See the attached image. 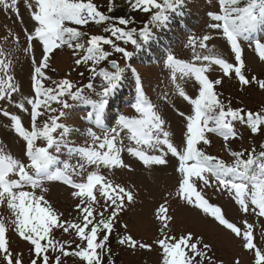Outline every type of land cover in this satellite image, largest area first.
<instances>
[{
	"label": "rangeland",
	"instance_id": "1",
	"mask_svg": "<svg viewBox=\"0 0 264 264\" xmlns=\"http://www.w3.org/2000/svg\"><path fill=\"white\" fill-rule=\"evenodd\" d=\"M83 2H88V0H83ZM111 2L112 8H117V10L124 8V11L120 13H127L125 17L127 18L128 16L132 21L127 26L129 29L143 28L157 11L155 8H151L148 12L141 10L135 12L132 10V15L129 16L130 8L125 9L127 0H91V3L97 6L100 5V9H102L101 11L104 15L108 12V6ZM8 4L11 5V0H8ZM28 5H31V7ZM15 7L18 12L14 11L11 7L5 8L3 4H0V51L3 52V55H0V60L8 65L6 69L0 68V79L15 85L18 89V91L12 93L11 97L5 96L0 99V149H3L4 154H10L13 158L28 165L30 161L25 155L26 145L23 148L25 140L18 136L12 128L10 116H5L3 112L7 111L10 114L18 116L22 126L28 131L32 130L33 122L30 126L31 121H29L31 105L27 103L25 98H36L32 78L34 67L39 65L43 57V45L34 36L31 41L28 39V36L33 34L35 27L38 26L32 19V13L36 10L35 0H16ZM179 9L183 10L182 13L192 27L190 30H185V32L180 34L174 44L168 46V50L172 52V55L176 58L178 56L182 60L196 63L197 66H207L208 70L205 74L212 81L216 79L221 80V84L214 86H218L220 100L224 102L226 108L228 106L233 109L240 108L247 113L248 111L254 112L255 109L264 106V89H261L258 83L252 81L244 85L240 83L234 69L230 70L228 75H225L219 65L210 64L207 61L200 62L193 60V47L189 38H196V52L201 53L204 50L198 47V41L203 36L208 35L210 37V40L207 41L208 46L210 48L214 47L227 62L234 65L236 63L234 53L223 36L222 30L209 27L210 24L216 23V21L212 20L208 13L222 14L219 0H185V4L182 3ZM168 13L170 12H166L165 14ZM169 22L170 24H175L174 19H171ZM66 23L71 27L75 25L71 22ZM105 23L108 22H102L94 26L88 23L86 25L88 27H79L77 30L84 33L81 39L83 37L89 38L95 32H98V29L103 27ZM152 27L154 28L152 32L159 29L155 26ZM171 28V26H168L166 30L171 31ZM164 32L165 30L162 31V33ZM106 35H110V32L106 33ZM160 38L157 37L158 40ZM113 39L114 43L118 46L125 47L128 51L133 52L135 63L140 65V67L132 64L131 60L129 61V58H124L121 53L115 52L111 45H105V50L110 55L98 67L105 68L107 62L115 60L120 64L121 68L126 69L123 74V80L119 85L122 88L120 100L114 101L116 104L111 107L114 110L111 111V116L108 117L110 126L106 130H94L90 126L89 120L85 117L83 113L84 108L80 105L79 101V103L75 102L73 105L72 102L70 109H64L60 103L50 101V107L57 109V111L54 113L49 112L42 106L39 109L41 115L37 117L36 121L37 127L40 128L46 121H49L50 116H58L60 111H64L66 115L61 117L58 122L67 125L70 129H75L61 142L59 153H57L56 148L49 149L50 153L57 157L56 161L50 165L51 172L54 173L58 167L63 168L64 162H68L72 166L68 169V174L76 183L86 182L87 175L95 171L104 177L106 182H110L113 186L119 185L124 187L133 193V201L128 202L125 198L124 206L116 217L113 229L109 235L107 248L110 249L108 254L113 260H109L108 264H163V249L156 241L166 235L179 238L187 232H192L195 236L203 237L204 242L211 245L208 255L212 257L215 264H236L237 260L239 264H255V249H245L242 238L237 237L202 209L188 204L185 200L179 198V182L182 179V174L178 171L179 159L168 153L166 146H160L167 153L165 156L166 164L145 165L138 157L131 154L128 149L139 147L147 155H160V150L143 144L137 146L134 140L129 139V131L120 128L118 129L120 137L115 143L116 147L121 149L119 155L123 161V167H109L103 163L99 165L87 164L78 153L69 151L70 148L92 147L103 153L107 151V148H99V143L102 142L105 132L116 128L121 116L138 118L139 114L133 107L137 96V74L146 98L152 101L158 108V114L164 120V130L169 132L171 142L177 147L178 151H182L185 145L187 117L193 114V106L188 100L184 101L182 96L180 98L177 90L178 87L182 88L189 97L196 98L199 92V84L194 76L191 74L183 75L179 71H176L175 80H173V70L166 65V59L161 57L162 54L159 50L161 45L157 42V39H155L156 43H152L154 50H149L158 55L154 56L156 62L153 56L148 59L150 56L148 50L138 53L133 45L130 46L123 41ZM256 40L264 43V26H261L256 32L252 33L250 38H238V43L242 50V74L250 81L253 76L256 77L257 81L264 80V60L259 57L256 50ZM75 43L76 41H73V44ZM144 55L148 58H143ZM76 57L78 55L74 56L73 49L69 48L67 44L54 49L49 54L47 67L42 69L45 73V77L42 78V84L44 83L45 85L43 86L45 88H55L54 81L59 82L64 76H76L81 89L85 90L83 92L84 96L90 100H98V93L102 91V78L92 76V73L89 71L91 62L86 67H82L81 70V67L74 64ZM132 68L136 70L135 74L130 70ZM67 71L69 72L66 73ZM89 82L93 84V89L86 87ZM68 98V96H64L61 99L67 101ZM40 99L43 100L44 97L41 96ZM21 102L24 103L26 110H21L17 107V104ZM233 127L236 130L237 136L235 138L230 137L228 141H225L219 133H207L206 136L210 139V145H205L204 151L211 156L218 155L226 161H224L225 163L232 164L229 149L231 151L247 152L255 148L257 153L264 150L260 147L264 143V133H262L264 131L256 134L251 133L247 125L246 116L243 121H233ZM88 129L95 132L101 140L94 143L92 137L87 134L86 130ZM62 131V129H57L53 133V136L59 140ZM35 144L38 147H47L46 140L41 137L36 139ZM217 145L222 146L223 149L217 148ZM81 164L84 165L82 169L76 167ZM77 172H79V175L76 174ZM9 178L18 179L14 174H10ZM208 178L213 181L210 186H204L198 179L195 181L197 190L202 192L209 203L220 207L224 217L229 222L240 227L242 231L246 227L245 221L248 225H251L254 243L257 248L264 250V216L258 215V209L253 211L255 206L251 204L250 199L247 201L248 211L244 212L236 202L234 191L230 192L222 188L215 178L211 176ZM225 179L236 180L232 176H227ZM42 189L44 190L42 191L41 188L33 189L31 185H25L20 190L34 192L38 197L43 196L44 200L57 212L61 220L68 219L71 222L82 220V214L76 207L80 203V198L72 195L76 189L65 183L62 179H45L42 182ZM249 190H251V185H249ZM109 192L114 195L111 189H109ZM94 195H96L98 203H94L93 207L96 211L103 209L106 212L104 216H109L112 205L110 201L106 202L100 195L99 185L94 189ZM161 204H164L168 208V214L172 217L169 227L164 231L161 230L162 224L156 217V210ZM105 207H107L110 213L105 211ZM0 218L3 219L5 224V236L9 251L19 256L23 264H30L31 259L35 258V253L31 251L33 246L30 242L20 237L15 230V224L13 223L15 215L13 210L8 207L7 199L0 202ZM125 225L127 226L126 228L124 227ZM58 235L64 240L65 249L69 252L78 250L77 245L86 247V242L81 241L75 235L73 229H69V232L65 233L63 228H59ZM124 235H131L137 241V245L144 243L150 245V248L130 247L127 244L122 245L118 241ZM58 253L61 254L59 251ZM2 257L3 253H0V264H6ZM61 264H87V262L79 257L72 255L63 256L62 254Z\"/></svg>",
	"mask_w": 264,
	"mask_h": 264
},
{
	"label": "snow or ice",
	"instance_id": "2",
	"mask_svg": "<svg viewBox=\"0 0 264 264\" xmlns=\"http://www.w3.org/2000/svg\"><path fill=\"white\" fill-rule=\"evenodd\" d=\"M129 3L134 10L148 12L151 8H155L157 11L143 28L129 29L127 26L132 23L130 19L116 18L119 25L124 26L118 27L116 23H111L113 18L98 11L91 0H88V2H83V0H35L36 10L32 13V19L38 26L35 27L34 33L28 36V39L31 41L34 36L42 42L43 57L39 65L34 67L32 78L36 98H25L27 103L31 105L32 130H26L18 116L7 111L3 112L5 116H10L12 128L25 140L26 156L30 163L25 165L10 154H4L3 149H0V202L7 199V205L15 215L13 221L15 230L20 237L33 246L31 251L35 253V258L31 259L30 264H50L49 250L59 251L63 256L72 255L82 258L87 264H102L103 254L110 252V249L107 248V241L116 217L124 206L125 198L128 202L134 199L131 191L119 185L113 186L95 171L87 175L86 182H74L68 174V169L72 167L68 162H64L63 168L58 167L54 173L51 172L50 165L56 161L57 157L53 156L49 149L55 146L57 153H59L61 142L75 129H70L67 125L58 122L61 117L66 115L64 111H60L58 116H50V122L46 121L40 128L36 124L37 117L41 115L39 109L42 106L49 112L54 113L57 111V109L50 107V101L60 103L64 109L71 107L66 100L61 99L68 96L74 101L81 100L92 105L95 111V123L102 126V113L108 104V97L119 87L126 71L115 60L109 62L112 71L98 67L110 55L103 45H111L115 52L121 53L126 59L133 56L132 51L118 46L112 39L103 35H91L86 44L81 43L80 39L84 33L75 27L66 26V22L75 25H86L90 21L97 24L108 22L109 27L104 28V32H110L112 37L123 41L125 44L131 43L134 49H142L153 38L154 34L151 27L162 28L166 26L170 17L165 13L174 12L179 14L178 10L182 6L183 0H164L163 4L157 3V0H129ZM219 3L222 14L208 13L209 17L216 21V23L210 24L209 27L222 30L223 36L234 53L236 63L234 65L227 62L214 47L210 48L207 44V41L210 40L208 35L203 36L198 41V47L204 50L201 53L196 52V38H189L193 47V60L207 61L210 64L219 65L225 75H228L230 70L234 69L240 83L247 85L255 81L261 89H264V80L257 81L256 77L253 76L250 81L242 74V50L238 43V38H250L252 33L264 26V0H219ZM241 3H244L245 6H239ZM0 4H3L5 8L11 7L18 12L15 7L16 0H11V5L8 4V0H0ZM28 6L31 7V5ZM111 10L110 6L109 11ZM73 41H76V43L73 44ZM64 44L73 49L74 56L78 51H83L84 54L75 59V65L79 66L82 63L87 65L90 61L89 71L92 76L102 78V91L98 93V100L93 101L85 97L81 88L73 90L74 85L68 79L59 82L54 81L55 88H45L43 86L42 78L45 77V73L42 69L47 67L49 54ZM255 46L259 57L264 60V43L256 40ZM0 55H3L2 51H0ZM165 63L173 70V80H175V72L179 71L183 75L191 74L199 84V92L194 99L178 87L179 95L188 100L193 106V114L187 117L185 145L182 151H178L170 140L169 132L164 130V120L155 110V106L146 98L138 74L137 96L133 105L135 111L139 114L138 118L121 116L118 126L106 131L102 142L99 143V148H107V151L103 153L92 147L70 148L69 151L78 153L87 164L99 165L103 163L109 167H123V161L119 155L121 149L116 147L115 143L120 137V131L118 130L120 128L127 129L130 132L129 139L134 140L137 146L143 144L160 150V155H147L139 147L128 149L145 165L166 164L165 156L167 153L164 152L163 148H160L161 145L166 146L167 152L179 159L178 171L182 174V179L179 182V198L202 209L237 237L242 238L245 249H255V264H264V250L257 248L254 243L251 225H248L245 221L246 227L242 231L236 224L229 222L222 214V209L209 203L202 192L197 190L195 184L198 179L204 186H210L213 181L209 180L208 177L211 176L218 181L222 188L230 192L234 191L236 202L244 212L248 211L247 201L250 199L251 204L255 206L253 211L258 209V215L264 216V150L257 153L256 149L253 148L247 153V158L244 159V152L229 149L230 155L234 157V162L227 164L218 157L206 154L201 147H198L200 142L205 145L210 144L206 133H219L225 141H228L230 137L235 138L237 133L233 127V121H243L245 116L251 133L256 134L264 131V114L251 111L245 113L243 109H233L230 106L226 108L224 102L218 98V94L214 90V85L221 84V80L212 81L209 79L205 75L208 70L207 66H197L196 63L179 60L172 54L167 55ZM7 67L8 65L0 60V68L6 69ZM130 70L134 74L136 73L134 68ZM9 79L11 78L9 77ZM86 87L93 89L94 86L89 82ZM16 91L18 89L15 85L0 79V99L5 96L11 97L12 93ZM41 96L44 97L43 100L40 99ZM17 107L26 110L23 102L17 104ZM87 119L90 122L92 121V112L88 114ZM57 129L63 130L59 140L53 136ZM86 131L92 137L94 143L101 140L91 129ZM38 137L47 141V147L36 146L35 141ZM260 147L264 149V143ZM76 167L82 169L84 165L81 164ZM10 174L16 175L18 179H10ZM76 174L79 175V172ZM227 176L235 177L236 180L225 179ZM45 179H62L76 189L72 195L80 198V203L76 207L82 214V224L62 221L57 212L44 200L43 196L38 197L34 192L20 190L25 185H31L33 189L41 188L43 191L42 182ZM97 185H99L100 195L106 202L110 201L112 205L111 214L105 217L104 213L101 212L98 220L93 215L94 209L92 207L94 203H98L97 197L94 195V189ZM249 185H251V190H249ZM109 189L114 195L110 194ZM105 211H107V207H105ZM168 211L164 204H161L156 210V217L162 224V231L169 227V222L172 220ZM89 226H91L90 230H88ZM57 228H63L65 233L69 232V229H73L82 241H86V247L77 245L78 250L67 251L64 244L57 242L52 236L53 229ZM102 230L104 235L102 239H99V233ZM5 233V224L3 219L0 218V253H3L2 258L6 264H23L19 256L9 251ZM118 242L122 245L127 244L130 247L150 248V245L144 243L137 245V241L131 235L121 236ZM156 243L163 249V264H205V262L215 264L212 257L208 255L211 245L205 243L203 237L195 236L192 232L182 234L179 238L166 235L158 239ZM55 264H61L59 255L55 258ZM236 264H239L238 260Z\"/></svg>",
	"mask_w": 264,
	"mask_h": 264
},
{
	"label": "trees",
	"instance_id": "3",
	"mask_svg": "<svg viewBox=\"0 0 264 264\" xmlns=\"http://www.w3.org/2000/svg\"><path fill=\"white\" fill-rule=\"evenodd\" d=\"M113 7H114V6H113ZM127 8H130V9L132 8L131 5H130V3H129V0H127V2H126V6H125V9H127ZM130 9H129V10H130ZM123 11H124V8H123L122 10H117V8H112L111 11L108 10V12L106 13V15H107V16L110 15L109 17H112V18H113V20L111 21V23H117V19H116V18H119V17H125V16L127 15V13H123V14L120 13V12H123ZM97 25H98V24H97ZM106 27H109L108 23H105L104 26L101 27V28H99V29H98L99 31H98V32H95V34H93V35H103V36H105L106 32H104V28H106ZM217 147H220L221 149H223L222 146H220V145H218ZM243 152H244L245 155H246V156L243 157V158L246 159V158H247V152H245V151H243ZM232 159H234V157H232ZM90 227H91V226H89V229H88V230H90ZM103 235H104V231L102 230V231L99 233V239H101V236H103ZM52 236H53V238H54L57 242H59V243H63L64 240L58 235V233H57V231H56L55 229H53ZM57 255H59V256L61 257L62 254H59L58 251H56V252H51V250H49L48 256H49V257H52V259H55ZM109 260H113V258H111V257L109 256L108 252H105V253L103 254V256H102L103 264H108Z\"/></svg>",
	"mask_w": 264,
	"mask_h": 264
},
{
	"label": "bare ground",
	"instance_id": "4",
	"mask_svg": "<svg viewBox=\"0 0 264 264\" xmlns=\"http://www.w3.org/2000/svg\"><path fill=\"white\" fill-rule=\"evenodd\" d=\"M174 20L176 21V19H174ZM161 40H162V38H161ZM122 80H123V79H122ZM123 83H124V82H123ZM120 94H121V91H119V92H115V93H113L112 95H110V96L108 97V104H107V107L112 106L113 100H114V99H118L119 96H120Z\"/></svg>",
	"mask_w": 264,
	"mask_h": 264
}]
</instances>
